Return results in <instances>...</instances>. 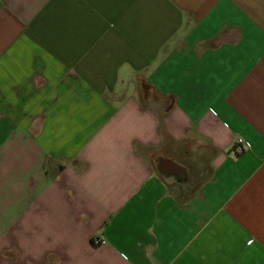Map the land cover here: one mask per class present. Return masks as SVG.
Segmentation results:
<instances>
[{"label":"crops","instance_id":"crops-1","mask_svg":"<svg viewBox=\"0 0 264 264\" xmlns=\"http://www.w3.org/2000/svg\"><path fill=\"white\" fill-rule=\"evenodd\" d=\"M0 264H264V0H0Z\"/></svg>","mask_w":264,"mask_h":264},{"label":"rangeland","instance_id":"rangeland-1","mask_svg":"<svg viewBox=\"0 0 264 264\" xmlns=\"http://www.w3.org/2000/svg\"><path fill=\"white\" fill-rule=\"evenodd\" d=\"M196 154L198 155L199 152L196 151ZM204 154L208 157H210V151L205 150ZM211 167L208 162H193L191 164V172L189 173L187 177V180L190 182L191 185V193L193 194L195 190L203 183L210 175H211Z\"/></svg>","mask_w":264,"mask_h":264},{"label":"built area","instance_id":"built-area-1","mask_svg":"<svg viewBox=\"0 0 264 264\" xmlns=\"http://www.w3.org/2000/svg\"><path fill=\"white\" fill-rule=\"evenodd\" d=\"M241 148L239 147V150H240Z\"/></svg>","mask_w":264,"mask_h":264}]
</instances>
